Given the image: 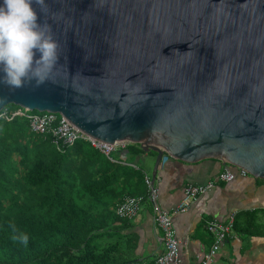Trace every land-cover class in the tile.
<instances>
[{"label": "water", "instance_id": "obj_1", "mask_svg": "<svg viewBox=\"0 0 264 264\" xmlns=\"http://www.w3.org/2000/svg\"><path fill=\"white\" fill-rule=\"evenodd\" d=\"M45 3L57 69L39 86L0 83V114H58L98 141L137 144L157 154L153 185L171 160L264 180V0Z\"/></svg>", "mask_w": 264, "mask_h": 264}, {"label": "trees", "instance_id": "obj_2", "mask_svg": "<svg viewBox=\"0 0 264 264\" xmlns=\"http://www.w3.org/2000/svg\"><path fill=\"white\" fill-rule=\"evenodd\" d=\"M10 106L2 113L20 109ZM123 152L131 163L144 154L137 144ZM117 161L86 141L61 152L27 119L0 118V264L110 263L100 240L120 220L115 206L147 191L145 170ZM20 233L27 245L12 240Z\"/></svg>", "mask_w": 264, "mask_h": 264}, {"label": "crops", "instance_id": "obj_3", "mask_svg": "<svg viewBox=\"0 0 264 264\" xmlns=\"http://www.w3.org/2000/svg\"><path fill=\"white\" fill-rule=\"evenodd\" d=\"M113 156L135 168L141 167L152 181L155 157L143 154L131 163L123 149ZM226 167L230 168L218 160L196 164L171 160L158 173L154 185L159 194L158 207L166 212L177 208L188 185H211L188 212L173 218L181 242L182 264H201L214 244V237L207 230L208 222L224 223L231 216L235 217L233 233L209 264H264V180L248 175L237 176L230 183L218 181L217 177ZM154 214V206L146 202L136 218H120L111 233L103 236L101 245L112 250L108 264L156 263L164 252V234Z\"/></svg>", "mask_w": 264, "mask_h": 264}, {"label": "built area", "instance_id": "obj_4", "mask_svg": "<svg viewBox=\"0 0 264 264\" xmlns=\"http://www.w3.org/2000/svg\"><path fill=\"white\" fill-rule=\"evenodd\" d=\"M5 117L12 120L15 117H23L28 120L31 132L39 135H48L53 138V142L57 149L64 152L66 147L72 146L78 141H86L91 146L99 150L112 162H118L113 155L120 150H124L129 143H116L110 145L98 141L88 135L82 133L74 127L66 118L52 113L31 114L30 111L18 109L12 113L4 112L0 114V118ZM126 164L125 162H122ZM230 166V165H229ZM248 172L234 166L226 167L217 177L218 181L230 183L237 176L246 177ZM145 183L148 187L146 196L134 197L125 196L116 206L115 214L121 219H134L141 211L143 204L148 202L154 206V220L157 226L164 234V252L157 259L155 264H182L180 255L181 242L179 241L173 218L177 215L184 214L190 210L199 197L210 189L211 185L202 186L190 184L185 188L184 197L181 203L172 212H166L158 207L159 194L155 186L152 184L149 175L145 174ZM235 225V217L231 216L227 222L210 221L207 224V230L214 237V244L211 252L207 254L201 264H209L220 250L221 245L231 237ZM127 264H145L141 262H129Z\"/></svg>", "mask_w": 264, "mask_h": 264}, {"label": "clouds", "instance_id": "obj_5", "mask_svg": "<svg viewBox=\"0 0 264 264\" xmlns=\"http://www.w3.org/2000/svg\"><path fill=\"white\" fill-rule=\"evenodd\" d=\"M46 10L45 0H0V83L12 89L32 81L39 86L57 69L59 42L50 25L40 22ZM12 240L27 245L28 236Z\"/></svg>", "mask_w": 264, "mask_h": 264}, {"label": "rangeland", "instance_id": "obj_6", "mask_svg": "<svg viewBox=\"0 0 264 264\" xmlns=\"http://www.w3.org/2000/svg\"><path fill=\"white\" fill-rule=\"evenodd\" d=\"M9 108H12V106H10ZM31 114H41V113H37V112H30ZM152 174V173H151Z\"/></svg>", "mask_w": 264, "mask_h": 264}]
</instances>
